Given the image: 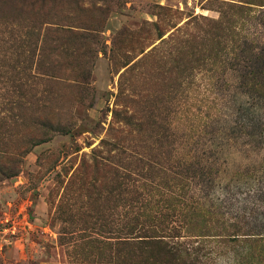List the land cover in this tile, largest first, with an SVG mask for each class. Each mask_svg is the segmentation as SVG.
I'll use <instances>...</instances> for the list:
<instances>
[{"label":"rangeland","instance_id":"obj_1","mask_svg":"<svg viewBox=\"0 0 264 264\" xmlns=\"http://www.w3.org/2000/svg\"><path fill=\"white\" fill-rule=\"evenodd\" d=\"M222 11L239 35L213 28ZM257 54L264 0H0V156L13 169L0 174V264H121L112 243L138 209V171L168 169L170 124L186 129L194 101L207 117L186 147L188 196L262 236L217 245L215 262L264 264V135L235 123L251 119L237 77L262 68ZM28 57L51 75L30 80Z\"/></svg>","mask_w":264,"mask_h":264},{"label":"trees","instance_id":"obj_2","mask_svg":"<svg viewBox=\"0 0 264 264\" xmlns=\"http://www.w3.org/2000/svg\"><path fill=\"white\" fill-rule=\"evenodd\" d=\"M214 23L213 28L221 33L231 30L236 33L234 35H239L242 30V25H237L225 11ZM240 46L241 43H238L231 49ZM254 56L262 68L239 73L237 77L239 84L245 87L241 89L242 95L246 97L243 109L251 115V119L248 122L242 120L241 123L235 121L237 130L250 129L252 140L264 135V55ZM28 62L35 66L29 73L30 80L51 75L42 68L40 57H28ZM245 79L249 84L242 85L241 81ZM5 92L2 88L0 98H8ZM187 109L189 116L185 120L186 129H180L177 122L171 123L169 127L168 169L149 163L150 171H138V209L125 218L123 230L116 237L118 240L112 243L115 247L120 246L121 264H217V256L224 253L217 245L227 247L230 244L229 249H233L235 244H252L262 238L261 233L244 232L239 222L224 218L221 213L211 212L197 197L188 196L191 178L196 174L186 165L193 157L186 152V147L202 132L201 124L207 113L195 101L189 103ZM246 113L243 115L248 118ZM164 137V133H159L156 143L160 145ZM138 161L141 159L138 158ZM156 163L160 164V161ZM12 170L0 156V174L7 177L12 174ZM240 249L237 251L240 252ZM238 255L243 253L235 256Z\"/></svg>","mask_w":264,"mask_h":264}]
</instances>
